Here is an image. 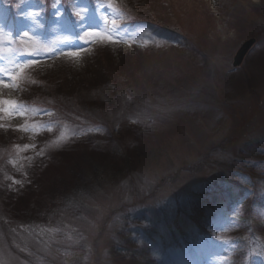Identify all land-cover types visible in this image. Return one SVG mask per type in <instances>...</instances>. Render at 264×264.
Masks as SVG:
<instances>
[{
    "label": "rangeland",
    "instance_id": "374dc122",
    "mask_svg": "<svg viewBox=\"0 0 264 264\" xmlns=\"http://www.w3.org/2000/svg\"><path fill=\"white\" fill-rule=\"evenodd\" d=\"M33 60L0 88V264H259L220 194L211 237L173 219L213 181L264 199V0H0V78Z\"/></svg>",
    "mask_w": 264,
    "mask_h": 264
},
{
    "label": "snow or ice",
    "instance_id": "6c2138e0",
    "mask_svg": "<svg viewBox=\"0 0 264 264\" xmlns=\"http://www.w3.org/2000/svg\"><path fill=\"white\" fill-rule=\"evenodd\" d=\"M77 16H80V13H76ZM113 25H115V22H113ZM97 33L95 32H85L84 36L86 37H92V36H96ZM23 36L24 37H28L29 33L27 31L23 32ZM101 39V41H107V42H116L115 40H113V38L110 35H101L99 37ZM51 51V49L49 50ZM39 49L35 50L33 53H29L30 55H35L38 54ZM67 56L70 57H77L79 56V51H68L65 53ZM36 61H27L24 63H21L17 66V70L16 72H10L6 75L5 78H0V88H6L9 87L10 85L7 83V80H11V81H16L18 79V76L20 73H22L24 71L25 68L29 67L32 64H35ZM14 86V85H13ZM14 107H15V102L11 101V100H0V114H7V115H12L14 114ZM29 147V145H25L24 148L27 149Z\"/></svg>",
    "mask_w": 264,
    "mask_h": 264
},
{
    "label": "trees",
    "instance_id": "16d2710c",
    "mask_svg": "<svg viewBox=\"0 0 264 264\" xmlns=\"http://www.w3.org/2000/svg\"><path fill=\"white\" fill-rule=\"evenodd\" d=\"M258 151H260V149H258ZM255 153H257V152H255ZM254 153V154H255ZM258 153H260V152H258ZM256 168H258V166H256ZM235 176H240V175H235ZM241 177H242V175H241ZM243 178V177H242ZM245 181L242 183V181L241 182H238L239 184H241L242 185V188L240 189V190H238V191H235V185H233V186H230V184H225V183H219L218 181H213L212 182V184H208L206 187H205V190L206 191H203L201 194H206V193H208V192H210L211 190H212V188H215V189H217L218 191H221V192H225V193H229V192H231V193H233V194H229L228 195V197L229 198H233L234 197V194H236V192H240L241 194H244L245 192H248V191H252L253 192V190L255 189V187H257L255 184H254V180H250V179H248V178H246L245 177ZM249 180V181H248ZM258 180V182H260V180L259 179H257ZM238 184V185H239ZM213 186H215V187H213ZM234 189V191H229V189ZM242 190H244L243 192H242ZM243 201H245V204L243 205V208H242V211H241V214H240V219H242V223H247V221L249 220V219H251V213H252V210H251V203L249 202V200H243ZM177 217H178V212H177ZM188 217H189V219L190 220H192V219H196V215H194V214H192V213H188ZM195 221H197V219L195 220ZM173 223H177V218H176V216H175V219H173ZM125 244H127V245H129V243H128V241H126V243ZM130 245H133V243L132 242H130ZM127 247V246H126ZM136 262H139L138 260H135ZM140 263V262H139ZM144 264H146V263H144Z\"/></svg>",
    "mask_w": 264,
    "mask_h": 264
},
{
    "label": "water",
    "instance_id": "95a60500",
    "mask_svg": "<svg viewBox=\"0 0 264 264\" xmlns=\"http://www.w3.org/2000/svg\"><path fill=\"white\" fill-rule=\"evenodd\" d=\"M253 43H254V39H251L241 45V47L238 49L234 57V62H233L234 67H237L241 64L244 56L246 55V53L248 52V50L250 49Z\"/></svg>",
    "mask_w": 264,
    "mask_h": 264
}]
</instances>
